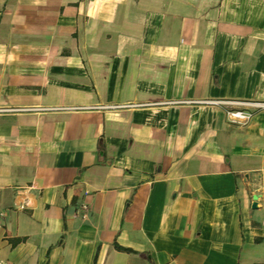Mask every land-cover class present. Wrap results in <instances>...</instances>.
<instances>
[{
	"label": "crops",
	"instance_id": "0c3cea01",
	"mask_svg": "<svg viewBox=\"0 0 264 264\" xmlns=\"http://www.w3.org/2000/svg\"><path fill=\"white\" fill-rule=\"evenodd\" d=\"M215 100L264 101V0H0V259L264 264V110Z\"/></svg>",
	"mask_w": 264,
	"mask_h": 264
},
{
	"label": "built area",
	"instance_id": "2783aa9c",
	"mask_svg": "<svg viewBox=\"0 0 264 264\" xmlns=\"http://www.w3.org/2000/svg\"><path fill=\"white\" fill-rule=\"evenodd\" d=\"M217 104L236 105L238 107H230L226 110L227 118L234 123H245L257 110H264V101H236V100H215L211 101ZM3 213L0 211V219ZM0 264H8L0 259Z\"/></svg>",
	"mask_w": 264,
	"mask_h": 264
},
{
	"label": "trees",
	"instance_id": "16d2710c",
	"mask_svg": "<svg viewBox=\"0 0 264 264\" xmlns=\"http://www.w3.org/2000/svg\"><path fill=\"white\" fill-rule=\"evenodd\" d=\"M118 249L120 250H125V251H131V249L129 248H126V247H122V246H119V245H116Z\"/></svg>",
	"mask_w": 264,
	"mask_h": 264
},
{
	"label": "water",
	"instance_id": "95a60500",
	"mask_svg": "<svg viewBox=\"0 0 264 264\" xmlns=\"http://www.w3.org/2000/svg\"><path fill=\"white\" fill-rule=\"evenodd\" d=\"M252 207H255V203L252 204Z\"/></svg>",
	"mask_w": 264,
	"mask_h": 264
}]
</instances>
